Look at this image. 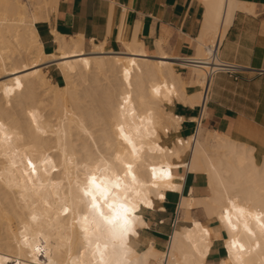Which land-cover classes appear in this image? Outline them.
I'll list each match as a JSON object with an SVG mask.
<instances>
[{"label": "bare ground", "instance_id": "bare-ground-1", "mask_svg": "<svg viewBox=\"0 0 264 264\" xmlns=\"http://www.w3.org/2000/svg\"><path fill=\"white\" fill-rule=\"evenodd\" d=\"M58 1L0 0V264H207L221 231L218 264H264V158L203 124L181 136L183 115L169 108L204 104L211 62L186 82L165 55L160 72L137 38H122L126 68L103 44L55 30L47 52L37 24ZM254 8L211 0L204 40L215 46L236 10ZM50 61L63 84L48 77ZM187 172L206 174L209 194L182 195L163 249L144 235L146 214L184 192Z\"/></svg>", "mask_w": 264, "mask_h": 264}, {"label": "crops", "instance_id": "crops-1", "mask_svg": "<svg viewBox=\"0 0 264 264\" xmlns=\"http://www.w3.org/2000/svg\"><path fill=\"white\" fill-rule=\"evenodd\" d=\"M210 1L59 0L50 20L39 22L37 28L47 52H53L57 48L54 30L67 37L84 35L87 45L93 40L103 44L106 50L120 54L126 68L131 67L133 57L122 38H127L129 42L137 38L143 41L147 54L160 72H163L161 55H165L182 79L189 82L197 65L186 64L179 58L196 55V58L202 59L206 40L209 41L208 38L204 40L203 32L210 18ZM240 1L255 4L254 12L236 10L225 36H220L218 42L221 58L244 67L239 78L235 80L227 74L216 75L211 81L205 106H192L177 101L169 108L176 115H183L179 128L181 136L192 135L197 118L203 115V125L254 146L258 160L263 161L264 1ZM46 65L52 82L63 84L64 77L56 62L50 61ZM176 66L190 71H179ZM183 74L189 77L185 78ZM197 89V86L188 87V92ZM192 117L195 119H190ZM187 123L189 126H185ZM184 187V192L168 191L167 198L163 202H157V207L162 205L165 210H159L158 207L146 214L148 226L144 235L160 247L164 248L168 243L171 222L182 195L191 193L204 197L209 194L208 178L204 173L187 172ZM198 209L203 211L202 208ZM205 220L208 218L204 216L203 221ZM210 225L215 227L217 223L212 221ZM226 235L225 231H221L220 237L215 238L207 264H218L226 256L223 246Z\"/></svg>", "mask_w": 264, "mask_h": 264}, {"label": "built area", "instance_id": "built-area-1", "mask_svg": "<svg viewBox=\"0 0 264 264\" xmlns=\"http://www.w3.org/2000/svg\"><path fill=\"white\" fill-rule=\"evenodd\" d=\"M218 42H219V39H217V42H216L215 46H212L211 42L206 45V49H207V52H208V55H207L206 59L196 58V55H194V56H184V57H180L179 58L180 60L184 61L186 64H190V65H193V66L197 65V64H200L199 61H208V62H211L210 63L211 65H213L212 69H210L209 72H208L210 83H209V86H208V88L206 90L205 101H204V104H202V106H205V104H207V102H208V98H209V94H210L211 81L216 75H218V74H227L229 77L237 80L239 78L241 72L244 69L243 66H241V65H239L237 63L230 62V61H227V60H224L223 58H221V56L219 54V47L220 46H219ZM178 67H179V69H182V70L186 69V68H182L180 66H178ZM203 119H204V116L202 115L195 122L196 126H195L193 134L196 133L198 127L202 124ZM186 138H188V136H186ZM181 169H184V167H182ZM179 221H180V212H179V207H178V209L176 210V212H175V214L173 216L172 222H171V226H172L173 229L177 226ZM160 222L163 223V221H160Z\"/></svg>", "mask_w": 264, "mask_h": 264}, {"label": "rangeland", "instance_id": "rangeland-1", "mask_svg": "<svg viewBox=\"0 0 264 264\" xmlns=\"http://www.w3.org/2000/svg\"><path fill=\"white\" fill-rule=\"evenodd\" d=\"M211 41H208V40H206V45L208 44V43H210ZM206 56V54L204 53V50H203V59H204V57ZM177 68H179L178 66H176ZM47 72H48V68H44ZM185 70H188V71H190L189 69H179V71H185ZM183 76L185 77V78H188L189 77V75H188V77H186L184 74H183ZM48 77L49 78H51V76H50V74H49V72H48ZM64 83V82H63ZM188 156V157H187ZM189 158H190V151H188L187 152V154H186V156H184V160H189ZM193 215L194 216H196V217H198V218H200V219H202L203 220V218H204V216L205 217H207V215H206V213H205V211L203 210V211H200V209H198V212L197 213H194L193 212ZM208 218V217H207ZM205 221H207V220H205ZM181 219H180V221H179V223L177 224V225H179V224H181ZM172 230H173V228L171 229V231H170V234H171V232H172ZM165 248V247H164ZM163 248V249H164Z\"/></svg>", "mask_w": 264, "mask_h": 264}]
</instances>
